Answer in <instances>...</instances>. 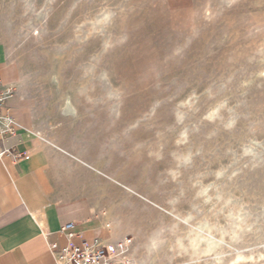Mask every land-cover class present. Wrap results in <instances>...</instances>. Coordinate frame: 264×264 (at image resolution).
Segmentation results:
<instances>
[{"label": "rangeland", "instance_id": "obj_1", "mask_svg": "<svg viewBox=\"0 0 264 264\" xmlns=\"http://www.w3.org/2000/svg\"><path fill=\"white\" fill-rule=\"evenodd\" d=\"M0 41L114 264H264V0H0Z\"/></svg>", "mask_w": 264, "mask_h": 264}, {"label": "crops", "instance_id": "obj_2", "mask_svg": "<svg viewBox=\"0 0 264 264\" xmlns=\"http://www.w3.org/2000/svg\"><path fill=\"white\" fill-rule=\"evenodd\" d=\"M16 80L0 41V81L15 90L2 113L17 128L0 145V151L7 150L0 156V264H55L50 245H90L97 238L92 208L84 198L54 195L47 175L58 172L46 160L59 153L31 137L29 108L16 92Z\"/></svg>", "mask_w": 264, "mask_h": 264}, {"label": "built area", "instance_id": "obj_3", "mask_svg": "<svg viewBox=\"0 0 264 264\" xmlns=\"http://www.w3.org/2000/svg\"><path fill=\"white\" fill-rule=\"evenodd\" d=\"M13 93L11 86L0 81V145L3 140L14 136L17 132L16 124L11 116L2 113L6 101L12 97ZM6 151H0V156ZM49 250L55 264H114L109 249L98 238L94 239L90 245L83 243L81 246L69 245L58 248L55 244H52Z\"/></svg>", "mask_w": 264, "mask_h": 264}, {"label": "bare ground", "instance_id": "obj_4", "mask_svg": "<svg viewBox=\"0 0 264 264\" xmlns=\"http://www.w3.org/2000/svg\"><path fill=\"white\" fill-rule=\"evenodd\" d=\"M97 21H99V20H97ZM61 111L64 113V115H67L68 117H72L74 115L75 108L72 106V104L70 103L69 99H65L63 101V103L61 105ZM31 137H33L36 140V142H38V145L40 147H45L47 150H50V151H56L59 154H66L61 148L58 147V145L56 143L45 139L40 134V132H38L36 130L31 135ZM79 162L81 164H84L82 161H79ZM100 234H102L104 239H106V238H114L115 237L114 225H112L110 223H106L103 227H101ZM109 254H110V257L115 260L116 256H114V254L112 253L111 249H109ZM127 263L135 264V262H133V261H124V264H127Z\"/></svg>", "mask_w": 264, "mask_h": 264}]
</instances>
